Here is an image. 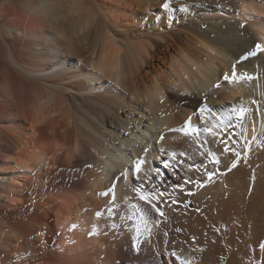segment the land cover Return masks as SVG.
I'll return each instance as SVG.
<instances>
[{"label":"bare ground","instance_id":"1","mask_svg":"<svg viewBox=\"0 0 264 264\" xmlns=\"http://www.w3.org/2000/svg\"><path fill=\"white\" fill-rule=\"evenodd\" d=\"M164 2L54 0L45 12L40 5L53 0H0V264H155L157 253L161 264H178L173 252L194 264H261L264 147L256 141H264V53L239 58L264 45V0H173L170 11ZM234 64L253 79L223 82ZM205 97L232 116L236 131L242 123L252 142L247 163L203 188L186 185L187 195L175 185L204 178L187 165L203 161L223 173L231 163L223 156L220 166L209 162L207 152L222 151L211 137L169 132ZM233 106L247 109L242 120ZM160 147L194 162L186 157L183 166L170 164L165 179L164 172L147 178L145 186L164 192L169 205L182 203L162 205L164 217L152 214L161 223L143 234L137 253L134 225L120 217L131 203L143 206L132 189L145 177L133 179V161L145 156V170L153 163L162 170ZM124 171L128 180L117 182L119 207L109 217L111 195L99 193ZM188 197L203 208L197 217L183 206ZM169 220L182 231L168 232ZM205 237L208 251L199 247Z\"/></svg>","mask_w":264,"mask_h":264},{"label":"snow or ice","instance_id":"2","mask_svg":"<svg viewBox=\"0 0 264 264\" xmlns=\"http://www.w3.org/2000/svg\"><path fill=\"white\" fill-rule=\"evenodd\" d=\"M173 4V0H165L162 4V8L164 10L170 11V5ZM40 7L45 11H49L54 7V0L53 3H46L41 4ZM170 21H174L175 17L172 15L168 16ZM243 27V25H241ZM260 53H264V45L261 43H255L254 47L247 51L246 55L241 56L239 59L244 61L250 57H255ZM237 65L231 66V71L225 72L222 77L223 82H227L229 84L240 82V81H249L252 80L253 77L251 75L246 74V72H239L237 71ZM215 88H220L221 83L218 82L214 85ZM207 97H205V101L198 105L197 110H194L193 115L189 116L187 120L183 123L181 127L171 128L169 132L173 133H181L185 137H191L193 139L198 138L202 133L205 134L207 137H211L213 142L217 145L222 146L221 155L218 156L215 153L209 151L207 152L206 158L209 160L211 164L214 166H220L222 164L221 156L231 159V163L225 168L224 172H221L220 167H216L215 170H210L203 161L199 164H189L187 165V170L189 172H196L200 173L201 169H203V173L201 174L204 178L202 179H194V178H187L183 179V182L180 184L175 185V188L178 189L180 192H186L187 195H193L191 190H186V185H194L196 188H203L207 184L214 182L213 177L217 176L218 174H226L227 172H231L233 169H236L240 164L241 160L244 163L248 162V152L250 151V144L252 141H249L247 136L245 135L246 129L242 123L239 124L240 131H236L237 125L232 124V116L231 115H221L216 109L210 106L207 102ZM252 103H257V101L253 100ZM231 112L236 115L238 121L242 120L243 117L246 115L247 109L243 106L239 108V111L233 106ZM197 123L203 125L202 129L197 127ZM243 138V139H241ZM165 135L161 134L159 139L156 141L157 144H160L164 141ZM252 140H256L255 137ZM246 141V143H245ZM261 147H264V141H256ZM235 145H240L243 148V151L237 150ZM151 145L149 147H145L143 152L147 154L149 152ZM158 152L161 156H166L167 159L164 161V168H168L170 163H175L176 167L183 166L185 161L183 157H188L192 159V157L186 152H179L177 153L174 150L165 149L160 147ZM230 154V155H229ZM201 156H205V152L200 153ZM234 157V159H232ZM147 160L145 156L137 157L133 161V167L131 169L133 179L135 180L137 177L143 173L145 180L141 181L139 185H135L133 187V191L136 194L137 199L143 203L141 206L140 203H131L128 205L130 214L128 216H121V220H128L131 221L134 225L133 232L134 235L132 236V247L134 251L139 253L140 245L144 242L143 234L147 233L148 237L151 236V229L153 225L159 226L161 221L159 219H153L152 214L154 213L156 217H164L165 212L163 211L162 205H179L182 202L178 199H172L171 204L169 205L167 201L163 199L165 193L162 191H157L154 187H147V178L151 176L154 172L157 175H162L163 173L159 168L155 169H148L145 170V164ZM86 167L91 168L92 165H86ZM128 180V172L124 171L121 172L118 176H116L105 191L100 192L99 195L103 197H108L111 195V200L109 203L111 204L110 207L107 208V213L109 217L115 216V209L119 207L116 201V187L117 182L121 180ZM254 179V177H253ZM126 200L129 198H125ZM189 202L183 203V206L186 208L188 207ZM96 217H101L102 213L97 211L95 213ZM77 224H73L72 228H77ZM119 225L116 223L111 224V228L116 229ZM177 232L182 231L180 228L176 229ZM96 230L93 227V230L89 232V235H95ZM165 236L168 235L167 232L164 233ZM195 238L193 237V241ZM259 248L262 252H264V242L259 244ZM173 259L178 262V264H194V258L190 261L185 262L183 257L176 252L172 253ZM261 264H264V259L261 260Z\"/></svg>","mask_w":264,"mask_h":264},{"label":"rangeland","instance_id":"3","mask_svg":"<svg viewBox=\"0 0 264 264\" xmlns=\"http://www.w3.org/2000/svg\"><path fill=\"white\" fill-rule=\"evenodd\" d=\"M206 96H207V94H206ZM210 98H211V97H210ZM138 134H139V133H138ZM122 136H123V134H122ZM150 145L152 146V144H150ZM154 146H155V145H154ZM150 150H151V147H150ZM180 152H181V151H180ZM178 153H179V152H178ZM147 154H148V153H147ZM186 157H187V156H186ZM186 157H183V158H181V159L186 160ZM201 159H203V157H201ZM192 161L194 162L193 159L191 160V162H192ZM170 164L172 165V163H170ZM153 166H154L155 168H159V169L161 170V165H160V164L155 165V164L153 163ZM157 166H158V167H157ZM159 166H160V167H159ZM163 168H164V167H163ZM163 168H162V170H161V172H164V173H165V174L163 175V179L166 178L168 172L171 173V172L174 171L173 168H172V170H171L170 168H167V169H166V168L163 169ZM166 171H167V172H166ZM169 173H168V174H169ZM155 174H156V173H155ZM156 175H157V174H156ZM172 188H173V187H172ZM191 199H192V198H189V197H188L185 201H186V202H189V201H190V203L188 204V208H189L190 210L195 211V212H196V216H195V217H197L199 214H201L203 208H202V207H200V208L198 207L199 209L196 208V206H195V204H194V202H193L194 200H193V199L191 200ZM194 209H195V210H194ZM215 213L217 214V211H215ZM169 223H170L171 225L168 226V232H170V233H171V232H172V233L175 232V231H176L175 229H177L176 225H175L172 221L170 222V220L168 221V224H169ZM172 224H173V225H172ZM221 224H222V227H224V226H223V223H220V225H221ZM174 225H175V226H174ZM170 226H171V227H170ZM173 227H174V228H173ZM214 227H216V226H214ZM222 227H220V228H222ZM169 228H171V231H170ZM218 228H219V226H218ZM174 230H175V231H174ZM219 230H220V229H219ZM221 230H222V229H221ZM179 233H180V232H179ZM204 236H206V235H204ZM172 237H173V235H172ZM193 237H194V236H193ZM177 238H178V239H177ZM179 238H180L179 236H178V237H175V236H174V237H173V240L175 239V242H176L177 240L179 241ZM194 238H195V240H199V239H200V236H198V238H196V237H194ZM206 238H207V237H205L206 242H205V240H204V243H205L204 245H203V244H199V247H200V248H203V249L205 248L204 251H208L207 248H208V244H209V243H208V241H207ZM200 240H201V239H200ZM201 246H203V247H201ZM205 246H206V247H205ZM203 249H202V250H203ZM157 254H158V253H157ZM157 254H155V260H154V261H155V264H161L160 261H159V259H158L159 255H157ZM220 260H222L221 256H220ZM122 264H127V263L123 262ZM135 264H136V263H135ZM220 264H221V262H220ZM222 264H224V262H222Z\"/></svg>","mask_w":264,"mask_h":264}]
</instances>
